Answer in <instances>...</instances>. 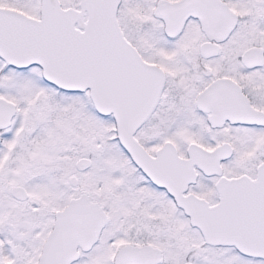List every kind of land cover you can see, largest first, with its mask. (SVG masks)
I'll return each mask as SVG.
<instances>
[{
    "label": "snow or ice",
    "instance_id": "snow-or-ice-1",
    "mask_svg": "<svg viewBox=\"0 0 264 264\" xmlns=\"http://www.w3.org/2000/svg\"><path fill=\"white\" fill-rule=\"evenodd\" d=\"M0 264H264V0H0Z\"/></svg>",
    "mask_w": 264,
    "mask_h": 264
}]
</instances>
